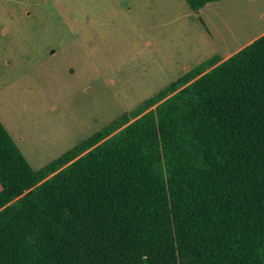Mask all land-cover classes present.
Wrapping results in <instances>:
<instances>
[{
	"label": "trees",
	"instance_id": "16d2710c",
	"mask_svg": "<svg viewBox=\"0 0 264 264\" xmlns=\"http://www.w3.org/2000/svg\"><path fill=\"white\" fill-rule=\"evenodd\" d=\"M136 109L39 169L0 120V264H264V33Z\"/></svg>",
	"mask_w": 264,
	"mask_h": 264
},
{
	"label": "rangeland",
	"instance_id": "374dc122",
	"mask_svg": "<svg viewBox=\"0 0 264 264\" xmlns=\"http://www.w3.org/2000/svg\"><path fill=\"white\" fill-rule=\"evenodd\" d=\"M209 39L185 0H0V120L39 169L203 61Z\"/></svg>",
	"mask_w": 264,
	"mask_h": 264
},
{
	"label": "crops",
	"instance_id": "0c3cea01",
	"mask_svg": "<svg viewBox=\"0 0 264 264\" xmlns=\"http://www.w3.org/2000/svg\"><path fill=\"white\" fill-rule=\"evenodd\" d=\"M195 14L214 49L203 61L214 55L225 59L264 33V0L210 1ZM189 69L185 67L184 72Z\"/></svg>",
	"mask_w": 264,
	"mask_h": 264
}]
</instances>
